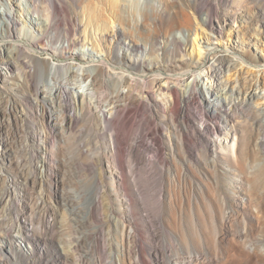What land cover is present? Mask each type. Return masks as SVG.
Returning <instances> with one entry per match:
<instances>
[{
  "label": "rangeland",
  "instance_id": "1",
  "mask_svg": "<svg viewBox=\"0 0 264 264\" xmlns=\"http://www.w3.org/2000/svg\"><path fill=\"white\" fill-rule=\"evenodd\" d=\"M48 1L0 0V12L9 6L19 22L27 25H18V29L34 34L35 29L40 31L39 25L47 24ZM68 1L72 5V0ZM129 2L137 8L132 22L148 31L151 20L144 19L141 11L146 0ZM206 2L198 0L203 17ZM154 4L158 6L160 0ZM180 8L195 15L185 4ZM219 9L227 20L222 32L225 44L264 60V0H226ZM197 19L201 46H193L191 41L188 54L174 58L191 65L203 57L200 49L212 44L204 39L209 31ZM181 31L174 34L182 37ZM5 32L1 23L0 33ZM92 32L93 37H99L100 32L95 34L93 28ZM92 46L89 40L79 47L85 59L89 51L96 54ZM1 54L3 61L12 65L0 63L6 74L2 84L17 94L13 97L24 98L26 92L30 96L28 100L17 99L12 109L10 98L0 95V264H264V183L251 182L245 175L264 162V146L255 144L247 159V164L256 162V167L238 170L222 161L214 168L216 139L210 137L207 145V137L203 140L193 132L195 149L173 145L160 150L161 158L149 168L152 152L142 148L116 151L109 144L97 148L96 130L89 131V125L78 121L75 129L83 130L94 148H72V115H78L81 108L76 92L71 89L66 107L58 93L54 104H41L31 90L26 69L13 67L18 63L11 49ZM206 70L207 65L201 67L196 80L202 98L208 99L207 92L216 81L205 75ZM246 71L245 76L250 74ZM221 76L218 95L229 101L231 86L232 98L239 89L238 72L225 63ZM49 80L42 76L38 81L50 87ZM179 89L184 91L185 85ZM255 91L249 111L252 122L257 110L264 109V86ZM242 95L245 97L243 87L240 99ZM156 100L165 108L155 107L159 120L169 129L164 136L179 140L183 123L173 125L170 121V96L164 90ZM140 113L134 106L123 115L129 131ZM229 113L234 118L231 124L245 114L233 107ZM96 115L99 131L103 116L99 111ZM221 120L223 126L229 123L226 117ZM127 138L131 143L133 134ZM215 169L224 174L218 182ZM208 227H213V232L211 239L205 240L203 233Z\"/></svg>",
  "mask_w": 264,
  "mask_h": 264
},
{
  "label": "bare ground",
  "instance_id": "2",
  "mask_svg": "<svg viewBox=\"0 0 264 264\" xmlns=\"http://www.w3.org/2000/svg\"><path fill=\"white\" fill-rule=\"evenodd\" d=\"M154 1L146 0L141 9L144 19L151 20L148 31L138 22H132V14H135L137 8L129 0H89L83 4H75L72 0V5L68 0H49L45 5L48 9L45 15L47 24L42 27L39 25L40 31L35 29L34 34H28V31L23 33L18 29V25L21 28L27 25L20 23L8 6L7 10L0 12V21L6 28L5 34L0 33V63L5 62L7 66L11 64L3 61L1 54L2 50L10 48L18 63L13 67L26 69L31 90L41 104L48 101L54 104L53 100L58 93L59 97H63L66 107L71 89L72 93L76 92L81 108L78 115H72V148L82 151L94 148L93 142L84 136V131L75 129L76 123L83 121L89 125V131L92 128L96 130L98 139L95 147L109 144L116 151L142 148L153 153L148 161L151 168L161 158L160 150L173 145L189 151L195 149L197 140L192 136L195 132L203 140L207 137V145L210 137L216 139L217 158L212 163L214 168L220 167L222 161L230 167L236 166L238 170L247 166L256 167V162L247 164V159L255 144L264 146V109L257 110L254 122L251 121L249 111L252 100L257 96L255 90L264 86V60L254 54L246 56L225 44L222 32L227 20L219 8L226 0H207L204 3L205 17L198 9V0H160L158 6ZM181 4L193 8L195 15L184 12L180 8ZM150 14L154 16H148ZM197 18L202 22L201 26L209 31L204 39L212 44L200 49L203 57L191 65L181 58H174L187 55L191 41L193 46H201L195 28ZM92 28L95 34L100 32L99 37H93ZM175 30H183L182 37L176 36ZM89 40L92 41V48L97 51L96 54L89 51L85 59L82 56L85 53L80 54L79 47ZM225 63H230L239 76L236 97L232 98L234 86H231L229 101L227 97L220 99L218 95L222 89L220 80ZM205 65V75L216 81L215 87L207 92L208 99L204 96L202 98L196 80L198 70ZM245 68L246 72H250L247 76L244 74ZM42 76L50 79V87L39 83ZM5 79L6 74L0 70V95L6 94L14 109L15 104H18L17 99L28 100L30 95L26 92L24 98L13 97L17 94L9 92L8 86L2 84ZM52 81L58 87L55 88ZM162 82L167 86L164 87ZM180 85H185L184 91L179 89ZM242 87L245 89V97L242 95L240 99ZM164 90L171 98L167 107L170 110V121L173 125L180 121L183 123L179 140L164 136L169 129L158 118L155 107L163 108V105L156 97ZM134 106H138L141 113L132 122L133 130L129 131L122 118ZM232 107L243 109L245 113L234 124H231L234 118L229 113ZM96 111L103 116L99 131L95 122ZM50 112L52 115L51 109ZM221 117H226L229 123L223 126ZM193 120H197V124ZM131 134L133 138L129 143L127 135ZM146 135L150 136L148 140H145ZM213 175L218 182L224 174L216 170ZM245 175L251 182L264 183V162L257 169L248 170ZM208 228L203 233L205 240H210L213 232V227Z\"/></svg>",
  "mask_w": 264,
  "mask_h": 264
}]
</instances>
